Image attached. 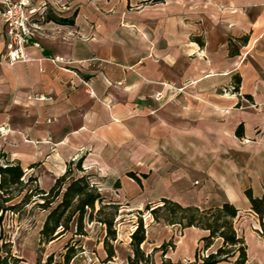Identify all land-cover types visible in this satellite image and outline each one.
<instances>
[{
	"label": "crops",
	"instance_id": "1",
	"mask_svg": "<svg viewBox=\"0 0 264 264\" xmlns=\"http://www.w3.org/2000/svg\"><path fill=\"white\" fill-rule=\"evenodd\" d=\"M27 3L73 21L36 19L25 60L14 61L0 21V149L23 168L37 163L45 190L82 157L85 172L120 179L126 196L228 201L244 264H264L244 192L264 196V0Z\"/></svg>",
	"mask_w": 264,
	"mask_h": 264
},
{
	"label": "trees",
	"instance_id": "2",
	"mask_svg": "<svg viewBox=\"0 0 264 264\" xmlns=\"http://www.w3.org/2000/svg\"><path fill=\"white\" fill-rule=\"evenodd\" d=\"M59 23H71L73 18L54 15L49 11L44 15ZM195 39L202 44L200 38ZM247 36L241 37L245 43ZM237 49L232 46V54ZM240 77L233 76V91L239 90ZM249 99L250 95L245 94ZM238 137L243 135L242 125L235 129ZM37 163L29 164L34 167ZM137 180L133 172L126 173ZM119 180L114 182L118 186ZM245 194L250 202V208L259 218L260 229L256 231L264 238V196H254L250 189ZM33 203L45 216L38 231V242L47 244L62 238L66 233L70 236L63 244L61 253L62 264H69L76 253L81 250L79 239L75 236H85V224L96 221L104 226L102 247L106 260L115 256L113 241L117 237L116 217L119 214L120 203L106 197L100 192L97 182L82 166V157L66 163L64 172L55 178L49 189L45 190L37 182V177L26 173L18 161L12 160L6 152L0 150V224L5 212L18 215L24 213L26 206ZM154 220L162 218L166 224L178 225L180 228L195 227L206 232L200 241L202 245L195 251L191 264H244L247 260L244 237L237 231L235 220L238 209L228 201L209 206L183 205L169 198H161L155 207L145 205ZM140 213V212H139ZM1 239V237H0ZM146 240L145 227L139 216L135 228L130 234L129 245L131 254L126 257V264H151L150 256L145 254L141 244ZM73 242V243H71ZM9 243V242H8ZM162 256L165 254V244H161ZM0 264H16L20 258L11 255L9 244L0 245ZM50 255L45 262L51 264ZM159 264H181L169 258L162 257Z\"/></svg>",
	"mask_w": 264,
	"mask_h": 264
},
{
	"label": "rangeland",
	"instance_id": "3",
	"mask_svg": "<svg viewBox=\"0 0 264 264\" xmlns=\"http://www.w3.org/2000/svg\"><path fill=\"white\" fill-rule=\"evenodd\" d=\"M1 7L0 2V13L2 11ZM39 10L43 9H37L36 11ZM47 11L52 13L51 9L46 7L43 10V16ZM34 17L32 22L36 20ZM0 131H2L1 127ZM36 166L37 164L35 168L24 166L26 173L40 176ZM132 172L134 175L137 173L136 171ZM92 178L97 182L100 191L106 197L120 203L119 214L115 219L117 229V237L113 241L115 256L111 260H106L105 251L102 247V239L105 233L104 226L92 221L85 224L87 231L85 236H75V239H79L81 250L76 253L69 264H126V257L131 254L130 234L135 228L139 216L142 217L146 235V240L141 244V247L145 254L150 256L151 264H159L162 257L178 261L181 264L192 263L195 251L202 245L200 238L206 232L199 228L182 229L178 225L166 224L162 218L154 220L149 211L145 209V205L155 207L160 203V199L151 200L137 195L133 197L123 195L119 189L121 187L120 182L116 186L114 185L116 179L108 181L97 172H94ZM118 180L120 181V179ZM45 213V210H41L33 203L27 205L24 213L19 214V216L8 211L4 213L1 222L0 245L5 242L9 244L11 255L20 258V261L16 264H38V261L43 263L48 255L51 257V264H62L63 244L70 233H66L54 242L40 244L38 242V231ZM161 244H165L166 252L163 256L161 249L158 248ZM2 254L4 252L0 251V255Z\"/></svg>",
	"mask_w": 264,
	"mask_h": 264
},
{
	"label": "built area",
	"instance_id": "4",
	"mask_svg": "<svg viewBox=\"0 0 264 264\" xmlns=\"http://www.w3.org/2000/svg\"><path fill=\"white\" fill-rule=\"evenodd\" d=\"M2 11L0 13L1 22L6 27L8 37L6 56L10 61L25 60V46L29 43L32 35V29L36 26L33 21V14L36 13V19H42L43 10L36 11L33 7H28L27 0H0ZM54 58L53 60H56ZM182 88H179L181 90ZM154 97L158 99L159 93ZM29 99L46 100L49 99L42 94L29 93ZM258 229H260L258 227Z\"/></svg>",
	"mask_w": 264,
	"mask_h": 264
}]
</instances>
